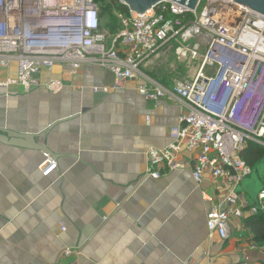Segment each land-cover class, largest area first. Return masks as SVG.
Listing matches in <instances>:
<instances>
[{
  "label": "crops",
  "instance_id": "0c3cea01",
  "mask_svg": "<svg viewBox=\"0 0 264 264\" xmlns=\"http://www.w3.org/2000/svg\"><path fill=\"white\" fill-rule=\"evenodd\" d=\"M16 73L13 64L0 79ZM146 74L168 87L179 79ZM40 79L30 92L0 89V127L39 135L59 155L0 143V264H264L246 226L252 214L232 220L230 238L210 237L202 191L221 188L211 174L195 181L194 154L162 163L159 179L148 173L149 151L170 144L189 110L180 97L147 100L143 78L94 93L113 76L91 64L76 75L56 65ZM252 167L240 187L249 203L264 190V156Z\"/></svg>",
  "mask_w": 264,
  "mask_h": 264
},
{
  "label": "built area",
  "instance_id": "2783aa9c",
  "mask_svg": "<svg viewBox=\"0 0 264 264\" xmlns=\"http://www.w3.org/2000/svg\"><path fill=\"white\" fill-rule=\"evenodd\" d=\"M127 7L128 14L117 13L121 29L110 34L100 0H0V72L17 66L15 76L0 79V89L30 92L44 70L67 65L76 75L91 64L113 76L94 93L143 78L139 92L147 100L180 97L189 110L170 128V144L149 151L148 173L159 179L162 163L185 150L194 154L195 181L211 174L221 188L218 195L202 191L210 237L226 240L233 219L264 212V190L252 203L240 191L253 173L243 153L250 142L264 147V14L233 0H200L196 9L164 0L142 13ZM170 49L178 61L197 63L190 81L177 79L172 87L144 72ZM61 86L47 84L52 92Z\"/></svg>",
  "mask_w": 264,
  "mask_h": 264
},
{
  "label": "water",
  "instance_id": "95a60500",
  "mask_svg": "<svg viewBox=\"0 0 264 264\" xmlns=\"http://www.w3.org/2000/svg\"><path fill=\"white\" fill-rule=\"evenodd\" d=\"M124 3L129 6L132 10L137 12H144L145 10L151 8L152 6L158 5L164 0H123ZM177 1L183 5H186L188 9H196L200 0H171ZM239 4H242L254 11L264 14V0H233ZM47 132H45L46 134ZM39 135L20 133L14 130L6 129L0 127V143L26 148L39 150L44 152L46 155L52 157V159L57 160V154L53 153L49 147L42 144L38 140Z\"/></svg>",
  "mask_w": 264,
  "mask_h": 264
},
{
  "label": "trees",
  "instance_id": "16d2710c",
  "mask_svg": "<svg viewBox=\"0 0 264 264\" xmlns=\"http://www.w3.org/2000/svg\"><path fill=\"white\" fill-rule=\"evenodd\" d=\"M103 5L101 17L103 20V28L110 34H116L121 29V21L117 16L118 12L128 14V7L119 0H100ZM250 153V157H249ZM264 156V147L255 142H250L247 149L243 153L244 159L253 164ZM246 226L249 227L254 234V241L258 246L264 245V212L252 214L246 219Z\"/></svg>",
  "mask_w": 264,
  "mask_h": 264
},
{
  "label": "rangeland",
  "instance_id": "374dc122",
  "mask_svg": "<svg viewBox=\"0 0 264 264\" xmlns=\"http://www.w3.org/2000/svg\"><path fill=\"white\" fill-rule=\"evenodd\" d=\"M197 63L186 64L178 61L173 49L161 54L160 56L154 58L150 64L146 67V73L151 76L158 75L165 79L164 74L172 72L175 77L190 81L192 76V71L197 70Z\"/></svg>",
  "mask_w": 264,
  "mask_h": 264
}]
</instances>
